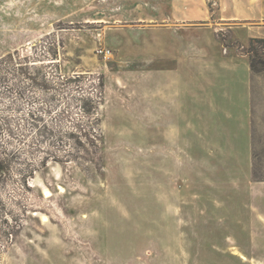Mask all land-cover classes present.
I'll list each match as a JSON object with an SVG mask.
<instances>
[{
	"label": "rangeland",
	"instance_id": "obj_1",
	"mask_svg": "<svg viewBox=\"0 0 264 264\" xmlns=\"http://www.w3.org/2000/svg\"><path fill=\"white\" fill-rule=\"evenodd\" d=\"M263 3L0 0V264H264Z\"/></svg>",
	"mask_w": 264,
	"mask_h": 264
},
{
	"label": "crops",
	"instance_id": "obj_2",
	"mask_svg": "<svg viewBox=\"0 0 264 264\" xmlns=\"http://www.w3.org/2000/svg\"><path fill=\"white\" fill-rule=\"evenodd\" d=\"M262 8H263L262 9L263 10L262 18L264 19V3L262 4ZM192 18L199 19L201 17L195 16V17H192ZM214 59L217 61L215 63V65H214L215 66L214 68H216V70L219 71V72H222V71L224 72L225 70H226L225 72H229L228 71L229 68L226 67V65L228 64V66L231 67V64L233 63L232 60H234V61L236 60L235 57H233V56L232 57H225V56L221 57L220 55H216L214 57ZM215 89H216V91L218 90V91H221V92L222 91H225V92L226 91L227 92L228 91H233V92L234 91L235 92H242L243 91L240 87L233 86V85L232 86L231 85H229V86L228 85H224V86H219V87L216 86ZM227 101H228V99H226V102ZM236 101H237L236 106L235 107H230L231 109L235 108V109H233L234 111H230V110H228V108H226V106L222 105L219 109H217L215 111H212V112L209 111V118H214V119H211V120H215L216 119L218 122H221V120L228 121V120H230L229 117H228V113L229 112L235 114L234 112H237L238 110H240V111H242L240 122L245 121V119L247 120V112L246 113L243 112L244 108H246L245 111L248 108V99H247V97H243V95L241 94V97H237ZM242 117H244V119ZM217 118H220V119H217Z\"/></svg>",
	"mask_w": 264,
	"mask_h": 264
},
{
	"label": "trees",
	"instance_id": "obj_3",
	"mask_svg": "<svg viewBox=\"0 0 264 264\" xmlns=\"http://www.w3.org/2000/svg\"><path fill=\"white\" fill-rule=\"evenodd\" d=\"M252 42H264V38H254V39H252ZM1 60V59H0ZM2 61H0V63H1ZM259 62H263L264 63V59L263 58H260V61H258V60H256L255 58H251V61H250V67H251V70L253 71V72H258L259 70H258V64H259ZM89 101L93 104V107L95 108V107H97L96 106V101H95V99H90L89 98ZM95 104V105H94Z\"/></svg>",
	"mask_w": 264,
	"mask_h": 264
},
{
	"label": "bare ground",
	"instance_id": "obj_4",
	"mask_svg": "<svg viewBox=\"0 0 264 264\" xmlns=\"http://www.w3.org/2000/svg\"><path fill=\"white\" fill-rule=\"evenodd\" d=\"M45 192L48 194L50 191L48 189H46Z\"/></svg>",
	"mask_w": 264,
	"mask_h": 264
}]
</instances>
